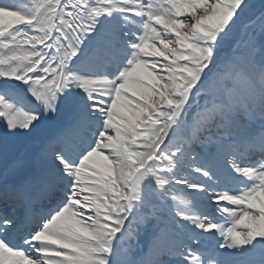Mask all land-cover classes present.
I'll return each instance as SVG.
<instances>
[{
    "label": "snow or ice",
    "instance_id": "snow-or-ice-1",
    "mask_svg": "<svg viewBox=\"0 0 264 264\" xmlns=\"http://www.w3.org/2000/svg\"><path fill=\"white\" fill-rule=\"evenodd\" d=\"M0 264H264V0H0Z\"/></svg>",
    "mask_w": 264,
    "mask_h": 264
}]
</instances>
